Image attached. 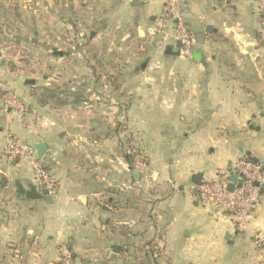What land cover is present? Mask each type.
Here are the masks:
<instances>
[{
	"label": "crops",
	"instance_id": "crops-1",
	"mask_svg": "<svg viewBox=\"0 0 264 264\" xmlns=\"http://www.w3.org/2000/svg\"><path fill=\"white\" fill-rule=\"evenodd\" d=\"M89 1L101 68H90L86 89H71L73 108L40 104L22 70L0 64V91L25 104L4 111L0 97V264H64L62 245L72 264H264L255 237L264 234V187L247 231L194 188L241 158L264 170L255 1L180 0L192 59L154 32L164 0ZM11 135L43 139L39 161L57 180L54 195L27 160L9 156ZM31 184L41 198L26 197Z\"/></svg>",
	"mask_w": 264,
	"mask_h": 264
},
{
	"label": "rangeland",
	"instance_id": "rangeland-1",
	"mask_svg": "<svg viewBox=\"0 0 264 264\" xmlns=\"http://www.w3.org/2000/svg\"><path fill=\"white\" fill-rule=\"evenodd\" d=\"M94 9L89 0H0V53L5 54V63L0 64L22 70L23 79L33 80L26 84L40 104L73 108L71 89H86L90 68L94 63L101 68L103 43L95 46L94 37L90 40L92 30L100 29L92 17ZM60 52L66 55L61 58ZM72 70L78 78L72 77Z\"/></svg>",
	"mask_w": 264,
	"mask_h": 264
},
{
	"label": "built area",
	"instance_id": "built-area-1",
	"mask_svg": "<svg viewBox=\"0 0 264 264\" xmlns=\"http://www.w3.org/2000/svg\"><path fill=\"white\" fill-rule=\"evenodd\" d=\"M254 1L260 16L261 27L264 29V0ZM154 32L162 44L179 43L181 55L186 59H192L196 41L181 12L180 0H164L162 11L155 20ZM0 97L4 111L15 108L24 110L18 97L10 91H3ZM7 153L12 159H24L31 164L36 183L48 195H54L57 192V180L39 161L30 146L11 135L7 140ZM235 172H238V182H241V185L238 186L236 183L233 190L229 191L227 185ZM263 187L264 170L261 165L248 158H241L236 162L233 170L218 171L215 178L194 188L203 203L228 212L237 229L247 231ZM255 237L258 245L264 248V234L257 233ZM61 252L63 263L72 264V255L66 245H62Z\"/></svg>",
	"mask_w": 264,
	"mask_h": 264
},
{
	"label": "water",
	"instance_id": "water-1",
	"mask_svg": "<svg viewBox=\"0 0 264 264\" xmlns=\"http://www.w3.org/2000/svg\"><path fill=\"white\" fill-rule=\"evenodd\" d=\"M27 83L30 84H34L33 80H27ZM28 146H30L36 153V157L38 159H42L45 154L47 153L48 147L45 144V142L43 141L42 138L38 137L36 139V141H28ZM194 183L196 185H202L203 181H194ZM237 183L238 186L241 185V182H238V172H235L231 178V181L228 183L227 185V189L229 191L233 190V188L235 187V184ZM26 197L28 198H32V199H37V198H41L43 195L40 194L36 187L34 185H30L29 186V190L25 192ZM68 243H70V241H68ZM70 247V246H69ZM76 264H80V259H76Z\"/></svg>",
	"mask_w": 264,
	"mask_h": 264
},
{
	"label": "trees",
	"instance_id": "trees-1",
	"mask_svg": "<svg viewBox=\"0 0 264 264\" xmlns=\"http://www.w3.org/2000/svg\"><path fill=\"white\" fill-rule=\"evenodd\" d=\"M51 93V92H50ZM73 258H76V255H72Z\"/></svg>",
	"mask_w": 264,
	"mask_h": 264
}]
</instances>
